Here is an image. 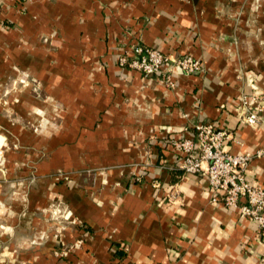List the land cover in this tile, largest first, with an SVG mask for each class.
<instances>
[{"label":"crops","instance_id":"crops-1","mask_svg":"<svg viewBox=\"0 0 264 264\" xmlns=\"http://www.w3.org/2000/svg\"><path fill=\"white\" fill-rule=\"evenodd\" d=\"M134 44L204 68L175 71L168 85L166 73L118 63ZM1 60L40 77L60 112L57 127L21 136L28 201L0 181V228L10 227L0 264H261L258 221L213 203L206 175L179 167L171 139L205 121L230 132V153L264 147V123H244L240 108L243 95L264 94V0H0ZM246 177L264 187V157ZM54 199L76 224L51 221Z\"/></svg>","mask_w":264,"mask_h":264},{"label":"built area","instance_id":"built-area-1","mask_svg":"<svg viewBox=\"0 0 264 264\" xmlns=\"http://www.w3.org/2000/svg\"><path fill=\"white\" fill-rule=\"evenodd\" d=\"M119 64L136 68L147 75L166 73L168 85L174 84L175 71L193 74L204 68L202 60L191 54L174 56L140 44H134L130 52L120 56ZM261 97L264 94L241 97V117L244 123L253 127L264 123V103L261 102ZM195 132L194 137L171 139V144L179 155V167L187 174H205L213 203L222 202L228 209L238 208L243 216L257 220L264 230V187L251 183L246 177L250 160L253 157H264V147L253 153H230L224 149V141L230 136V132L212 122L196 124ZM154 186L158 188L160 184L156 181ZM167 192L170 193L169 189ZM242 197L246 198L244 203H240ZM260 263L264 264V253L260 257Z\"/></svg>","mask_w":264,"mask_h":264},{"label":"rangeland","instance_id":"rangeland-1","mask_svg":"<svg viewBox=\"0 0 264 264\" xmlns=\"http://www.w3.org/2000/svg\"><path fill=\"white\" fill-rule=\"evenodd\" d=\"M255 2L261 4L263 0ZM45 63L41 61L39 64ZM52 99L51 95L45 92L42 79L32 74L28 67L10 60L0 61V181L9 186V199L19 198L24 203L28 201L32 177L28 175L29 170L23 163L28 156L27 147H21L20 140L21 136H26L24 132H27V135L29 131L42 133L58 126L56 122L60 105ZM52 101L54 104H50ZM28 137L26 141L29 140ZM70 174L58 170L53 176L71 182L73 179ZM45 210L60 230L67 228L68 224L77 223L73 219L72 209L62 200H51ZM9 229L7 225L0 228L1 233ZM56 234L57 231L54 237ZM48 237L49 234L45 232L35 241L40 243Z\"/></svg>","mask_w":264,"mask_h":264}]
</instances>
